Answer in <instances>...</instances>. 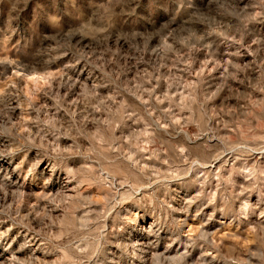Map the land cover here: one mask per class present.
Segmentation results:
<instances>
[{"label": "clouds", "instance_id": "clouds-1", "mask_svg": "<svg viewBox=\"0 0 264 264\" xmlns=\"http://www.w3.org/2000/svg\"><path fill=\"white\" fill-rule=\"evenodd\" d=\"M0 264H264V0H0Z\"/></svg>", "mask_w": 264, "mask_h": 264}]
</instances>
